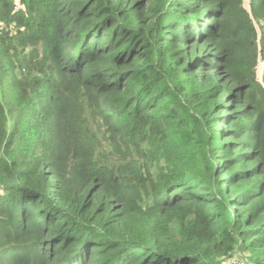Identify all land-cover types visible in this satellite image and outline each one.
<instances>
[{"label": "trees", "instance_id": "trees-1", "mask_svg": "<svg viewBox=\"0 0 264 264\" xmlns=\"http://www.w3.org/2000/svg\"><path fill=\"white\" fill-rule=\"evenodd\" d=\"M264 0H0V264H264Z\"/></svg>", "mask_w": 264, "mask_h": 264}, {"label": "rangeland", "instance_id": "rangeland-1", "mask_svg": "<svg viewBox=\"0 0 264 264\" xmlns=\"http://www.w3.org/2000/svg\"><path fill=\"white\" fill-rule=\"evenodd\" d=\"M264 64L260 62V65L258 66L259 73L263 70Z\"/></svg>", "mask_w": 264, "mask_h": 264}]
</instances>
